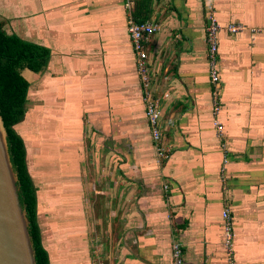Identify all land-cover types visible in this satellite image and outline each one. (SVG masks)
Wrapping results in <instances>:
<instances>
[{
    "label": "crops",
    "instance_id": "0c3cea01",
    "mask_svg": "<svg viewBox=\"0 0 264 264\" xmlns=\"http://www.w3.org/2000/svg\"><path fill=\"white\" fill-rule=\"evenodd\" d=\"M206 3L136 0L137 20L162 25L146 44L154 97L163 119L175 120L164 133L169 158L160 160L124 0H0L6 31L50 50L45 71L23 75L38 97L36 172L44 176L52 159L58 190L47 205L68 211L44 225H52L59 264L66 252L72 264H87L82 236L88 242L99 222L110 264H172L174 241L185 264H230L226 210L234 263L264 264V0H212L224 27L217 110ZM230 24L245 29L232 34ZM91 147L100 169L89 162L93 181L82 182Z\"/></svg>",
    "mask_w": 264,
    "mask_h": 264
},
{
    "label": "trees",
    "instance_id": "16d2710c",
    "mask_svg": "<svg viewBox=\"0 0 264 264\" xmlns=\"http://www.w3.org/2000/svg\"><path fill=\"white\" fill-rule=\"evenodd\" d=\"M50 57L49 49L23 40L16 34H9L5 24L0 22V115L7 132L11 162L18 176L20 202L29 220L36 264L53 263L45 246L40 221L39 190L29 166L27 144L17 126L25 120L29 105L31 83L23 72L26 69L35 73L45 71Z\"/></svg>",
    "mask_w": 264,
    "mask_h": 264
},
{
    "label": "built area",
    "instance_id": "2783aa9c",
    "mask_svg": "<svg viewBox=\"0 0 264 264\" xmlns=\"http://www.w3.org/2000/svg\"><path fill=\"white\" fill-rule=\"evenodd\" d=\"M128 13V31L133 41L134 50L137 54V63L141 75L142 86L144 89V100L146 103V113L151 126V133L156 145L157 156L160 160L169 158V152L164 142V133L168 128L175 125L174 118L163 119V112L158 100L154 97L152 89L151 68L149 65V55L147 51V42L150 37L162 29V25L157 21L139 22L135 17L136 0H124ZM207 25L206 34L208 42V61L209 77L211 84L215 87L214 96L216 98L215 107L218 109L217 102L218 89L221 85V75L219 69V33L224 27L218 22L214 15L212 0H207ZM227 31L236 34L242 32L245 26L240 24H230L226 27ZM219 126V122L216 123ZM167 188V187H166ZM225 245L232 253L234 230L233 220L229 210L223 214ZM172 264H185L184 253L180 241H174L172 245Z\"/></svg>",
    "mask_w": 264,
    "mask_h": 264
},
{
    "label": "rangeland",
    "instance_id": "374dc122",
    "mask_svg": "<svg viewBox=\"0 0 264 264\" xmlns=\"http://www.w3.org/2000/svg\"><path fill=\"white\" fill-rule=\"evenodd\" d=\"M37 90H36V85L34 83V86L30 89L29 92V105H28V112L27 115L29 113V116L26 120L22 122V126H24L23 129H21V127H19L20 133L22 135H24L26 141L28 142V147L30 148V154H29V163H31L32 165V174L35 180V183L38 187V196H39V203H41L42 207L39 206V211L41 214V226L42 229L44 228L45 223H51V218L53 215H59V212L62 211H66V214L68 213L67 210L64 209H55L52 207H48L51 205H47L51 200L53 201V197L54 195L57 193V188L55 187L54 181H53V176H52V159H48L47 162H51L50 165L49 163H47L48 165H46V167H48L44 173L45 175L43 176V174H40L38 172H36L37 170V166H36V161H37V151H36V146H37V135H38V129H37ZM27 117V116H26ZM53 132V130H51ZM52 136V133H50ZM89 153H86L85 156L83 157L82 154V163L84 164V171H82L81 175H83L82 177H80L82 180V182H89L90 179H92L91 176V170H90V165L88 164L89 162H91L93 165L96 164L97 169H100V156H98V161H89L88 157L92 156V154L90 153L92 149L94 148H89ZM89 154V156H88ZM45 162V161H44ZM46 163V162H45ZM88 164V165H87ZM99 166V167H98ZM51 168V169H50ZM95 168V166H94ZM97 176V175H96ZM99 177V176H98ZM111 180V178H110ZM93 181V179H92ZM112 181V180H111ZM68 183L66 184V188L68 189L69 187H73V185H71V181H67ZM106 183V182H105ZM107 185H110V182H107ZM113 186L115 185L114 181H112ZM111 188V187H110ZM109 188V189H110ZM48 195H50L51 197H49ZM87 197V194H85ZM108 198V201L111 200V198H113V202H114V206H115V193L112 195L110 193H108L106 195ZM112 196V197H111ZM87 200V198H86ZM100 203H102L101 200H99ZM105 200H103L104 203ZM106 212V209H100V215L101 213ZM67 216V215H66ZM90 216L91 213L89 212V210H85V221L87 223L90 222ZM104 222H99V223H95V228H91L90 230L92 231V233L90 232L88 234L89 237H91V239L87 242L86 237L82 236V241H83V246L81 245L82 251L84 250L83 253H87L86 255V262L87 264H110V261L106 258V250H105V245L104 242H102L103 238L102 236L105 235V233H103L104 228H105ZM48 228H44V230H46V234H45V246L47 247V249L50 252L51 258H52V263L53 264H59L57 260H54V251L52 248V244H53V230L52 225L47 226ZM95 235V240L92 239V235ZM93 235V236H94ZM94 240V241H93ZM225 243V241H224ZM63 246V249H69V245L70 242L69 240L65 239L64 243L61 244ZM226 249L228 250V248L226 247ZM86 250V252H85ZM112 250V248H111ZM68 251V250H67ZM230 253V252H229ZM64 264H72L70 261V256L67 254L66 252V257L64 258ZM62 261V262H63ZM228 261L230 262V264H235L234 260H233V253H231L230 257L228 258Z\"/></svg>",
    "mask_w": 264,
    "mask_h": 264
},
{
    "label": "water",
    "instance_id": "95a60500",
    "mask_svg": "<svg viewBox=\"0 0 264 264\" xmlns=\"http://www.w3.org/2000/svg\"><path fill=\"white\" fill-rule=\"evenodd\" d=\"M205 6L208 18L207 3ZM17 182L0 115V264H36L29 220L20 202Z\"/></svg>",
    "mask_w": 264,
    "mask_h": 264
},
{
    "label": "bare ground",
    "instance_id": "6f19581e",
    "mask_svg": "<svg viewBox=\"0 0 264 264\" xmlns=\"http://www.w3.org/2000/svg\"><path fill=\"white\" fill-rule=\"evenodd\" d=\"M77 243V242H76Z\"/></svg>",
    "mask_w": 264,
    "mask_h": 264
}]
</instances>
